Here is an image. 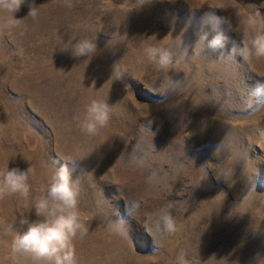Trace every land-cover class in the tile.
<instances>
[{"label":"rangeland","instance_id":"rangeland-1","mask_svg":"<svg viewBox=\"0 0 264 264\" xmlns=\"http://www.w3.org/2000/svg\"><path fill=\"white\" fill-rule=\"evenodd\" d=\"M141 3L26 0L0 30V170L31 169L30 196L0 200V264H31L13 236L40 219L34 202L69 161L87 229L77 264H264V57L238 54L264 32V0ZM206 14L227 21L225 49L197 45ZM84 39L94 54L62 50ZM148 47L179 63L160 70ZM93 100L109 120L89 134ZM161 208L177 225L165 238L147 230Z\"/></svg>","mask_w":264,"mask_h":264},{"label":"clouds","instance_id":"clouds-1","mask_svg":"<svg viewBox=\"0 0 264 264\" xmlns=\"http://www.w3.org/2000/svg\"><path fill=\"white\" fill-rule=\"evenodd\" d=\"M26 0H0V11L11 14L7 23L0 30L17 27L22 19L14 15ZM146 0H143V5ZM68 4V0H65ZM70 7L71 5L68 4ZM28 16H37L36 7H30ZM211 25L215 35L209 39V33L203 31L204 25ZM227 21L214 14H206L202 20L201 29L197 31V45L205 43L213 51L223 50L229 43L225 26ZM228 30H231L230 27ZM247 34V31L245 32ZM97 44L88 39L76 42L71 50L74 57L89 56L96 52ZM237 53V45L233 44L228 55ZM238 54L244 59L264 57V32L256 34L248 44L239 48ZM145 55L160 70L167 71L178 64L175 53L168 48L148 47ZM223 55V53H222ZM175 86V85H171ZM109 120L108 105L93 100L88 106L82 128L89 134H94L104 127ZM73 162L60 163L50 178L46 194L35 200L34 208L37 217L35 221L22 220L25 229L17 232L12 239L11 251L14 256L25 257L31 264H77L74 241L78 234H86L87 229L79 209V187L73 178ZM30 168H7L0 170V200L7 196L19 194L27 199L31 193L29 183ZM151 224L147 230L153 237L165 238L176 233L177 225L166 208H161L147 217ZM157 250V249H156ZM177 264H185L183 256L177 258Z\"/></svg>","mask_w":264,"mask_h":264}]
</instances>
